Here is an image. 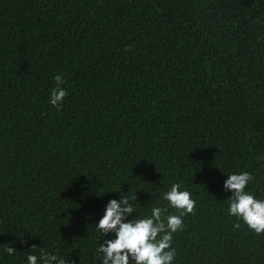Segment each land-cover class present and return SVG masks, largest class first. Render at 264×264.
I'll use <instances>...</instances> for the list:
<instances>
[{"label":"trees","instance_id":"16d2710c","mask_svg":"<svg viewBox=\"0 0 264 264\" xmlns=\"http://www.w3.org/2000/svg\"><path fill=\"white\" fill-rule=\"evenodd\" d=\"M242 172L264 200V0H0V264H102L108 202L179 215L174 183L173 264H264L228 213Z\"/></svg>","mask_w":264,"mask_h":264},{"label":"clouds","instance_id":"9594fccd","mask_svg":"<svg viewBox=\"0 0 264 264\" xmlns=\"http://www.w3.org/2000/svg\"><path fill=\"white\" fill-rule=\"evenodd\" d=\"M55 81L56 87L52 90L49 102L59 110L68 93L61 87L64 83L62 76L57 75ZM252 181L253 175L250 172L231 174L224 182V189L232 193L229 215L243 220L250 230L260 235L264 234V200L257 199L246 191ZM180 189L181 184L174 183L163 196L169 207L174 208L179 215H166L167 208L154 207L150 217L128 220V216L136 209L134 203H129L127 196L121 197L119 202L111 199L96 225L104 237L114 234V238L105 239L96 249L98 257L103 254L102 264H173L176 255L172 247L173 234L184 228L182 218L187 214H195L196 211V201L191 198L192 194ZM136 200L134 194L131 201ZM234 227L239 228L240 224L237 223ZM4 252L11 256L16 249L8 246L4 248ZM38 262L66 264L61 256L44 251L39 257L30 254L27 256V264Z\"/></svg>","mask_w":264,"mask_h":264}]
</instances>
